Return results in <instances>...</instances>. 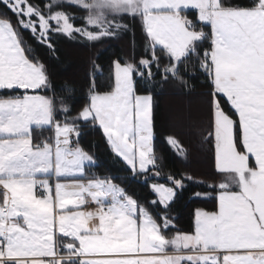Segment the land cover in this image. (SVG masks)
<instances>
[{"label":"snow or ice","instance_id":"snow-or-ice-1","mask_svg":"<svg viewBox=\"0 0 264 264\" xmlns=\"http://www.w3.org/2000/svg\"><path fill=\"white\" fill-rule=\"evenodd\" d=\"M0 6V92L16 93L0 95V264H264V0ZM24 32L56 60L54 37L128 36L129 49L106 66L94 58L77 95ZM201 76L208 121L197 134L211 147L212 183L165 172L155 149L156 90L191 93ZM92 131L151 199L93 171L82 143ZM164 142L187 158L177 136ZM210 198L215 209L196 208L181 229L179 202Z\"/></svg>","mask_w":264,"mask_h":264},{"label":"trees","instance_id":"trees-1","mask_svg":"<svg viewBox=\"0 0 264 264\" xmlns=\"http://www.w3.org/2000/svg\"><path fill=\"white\" fill-rule=\"evenodd\" d=\"M0 11H3L2 6H0ZM23 36L25 41L32 45L36 54L50 65L56 83L60 84L64 81L74 83L77 87V95L80 94V85L90 75L91 61L94 58L98 57V63L106 66L115 54L127 52L129 49L128 36L116 40H104L96 44L54 37L59 57L56 60L50 59L47 49L37 44L28 32H24ZM97 80L101 84L106 83V75L97 76ZM193 83L195 87L191 93H186L171 85L156 90L155 149L163 158L162 168L165 172L186 170L197 179L212 183L214 181L210 179L213 172L211 147L207 143H202L197 134L198 130L205 127L208 121L206 89L203 87L204 78L201 76ZM13 94L15 93L0 92V95ZM44 134L47 135L46 132ZM34 135L37 134L34 132ZM168 135H175L182 141L183 146L187 149L186 159L176 156L164 142V138ZM82 143L97 157L99 166L93 171L101 176L114 177V182L124 186L141 202L152 198L148 189L137 180L125 179L130 176V173L124 170L122 164L113 161L98 132H88L82 138ZM200 190L210 191V189ZM196 208L212 211L215 209V200L211 198L193 202L181 200L176 209L180 217L178 225L181 229L191 228L192 214Z\"/></svg>","mask_w":264,"mask_h":264},{"label":"crops","instance_id":"crops-1","mask_svg":"<svg viewBox=\"0 0 264 264\" xmlns=\"http://www.w3.org/2000/svg\"><path fill=\"white\" fill-rule=\"evenodd\" d=\"M16 94V93H15Z\"/></svg>","mask_w":264,"mask_h":264}]
</instances>
